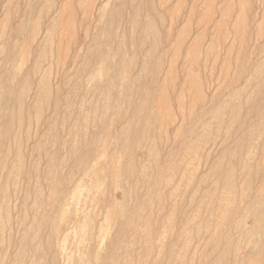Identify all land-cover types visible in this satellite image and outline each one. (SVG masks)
I'll return each mask as SVG.
<instances>
[{"label": "rangeland", "instance_id": "obj_1", "mask_svg": "<svg viewBox=\"0 0 264 264\" xmlns=\"http://www.w3.org/2000/svg\"><path fill=\"white\" fill-rule=\"evenodd\" d=\"M65 1L54 0V4L50 5L52 9L49 15ZM67 1L71 7H68L63 19L66 20L70 16L71 22L69 21L67 27L59 26L53 32L52 42L46 48L42 66L33 77L30 91L25 98L22 122L15 124L12 129L11 136L15 133L22 143L24 167L23 174L18 175L19 177L13 174L8 176V168L13 163L17 151V142L12 138L4 143L0 142V264H52L50 257L36 260L31 253V245H38L45 254L52 252L56 264H66V261L67 264H86L88 254L90 259L93 256L95 260L94 262L92 259L90 264H205L209 247H205L203 251H194L195 245L190 244L188 255H194L192 262H169L163 253L159 254L161 249L158 244L160 242L166 248L175 238L179 217L184 214L191 220L189 230H194L199 223L202 225L201 235L213 234L219 228L217 218L221 202L216 197L222 188L217 173H213L210 168L217 162H221L224 168L235 167V156L231 152L235 151V141L246 131L251 133L252 143L242 149L236 147L234 183L237 191L245 188L244 176L250 174V197L260 193L259 187L264 180V123L258 121V105L250 97L260 83L259 80L264 82V0H149L153 9H150V13L143 10L140 16H153L157 13L163 16V23L157 24V32L159 48H163L165 52L162 70L149 91L153 97L148 110L158 116L148 124V139L138 142V131L145 127L141 120L145 118L144 112L141 113L139 122L133 117L135 106L104 100L99 91L94 96L86 95L92 83L85 77L82 90L70 98L73 108L69 112L63 108L66 120L55 124L58 137L64 143L58 148L57 145L47 142L44 136L45 120L49 113L47 108L43 107L39 114L27 111L41 74L46 71L49 75L52 94L48 106L52 107L56 86L66 78L70 87L73 81L80 77V74L75 75V72L82 66L86 73L93 72L92 77L98 84L108 80L109 76L105 74L107 63L98 59L97 54L89 55L86 52L87 46H94L97 53L103 52L109 59L116 58L117 47H121L126 58L135 59L133 70L128 75H135L143 58L133 42L137 38V29L131 23L132 9L127 6L118 22L111 29H107L105 16L100 14L99 8L107 4L106 12H109L115 0ZM30 2L31 0H0V25L3 23L0 26V70L14 54L10 67L20 66V74H25L37 57L36 49L48 22L46 11L40 14L39 19L37 14L27 15ZM44 2L46 1L43 0ZM78 3H82L83 7L78 6ZM18 20L23 22L24 34H28L30 28L38 22L34 42L12 36L11 31L15 29ZM109 31L113 33L111 44ZM198 34H201V38L195 40ZM96 36H99L98 40L95 39ZM147 47L148 45L144 46V49ZM190 48H194L191 53ZM73 59L75 61L72 64ZM86 62L90 65L85 67ZM186 75L196 76L199 83L198 92L192 89L191 81L185 79ZM68 87L64 88V91ZM159 89L165 94L164 101L157 94ZM235 90L236 98L233 97ZM197 93L201 97L199 100L195 99ZM134 97L135 100H140L139 96ZM263 99L264 96L259 98ZM226 103L238 105L237 121L233 123L231 118L234 112L231 106H224ZM217 110H221L219 116L214 114ZM69 113L71 117H68ZM83 118L88 119L83 121ZM122 118L123 121L119 123ZM131 121L135 126L128 134L127 144H137L138 147L132 153L122 152L116 133ZM1 122L2 120L0 126ZM201 129L204 134L196 158L188 156L183 159L181 151L184 145L195 141L196 133L201 134ZM92 138H96L94 154L91 162L82 170L74 160L87 150L85 147L92 142ZM152 141L156 145V157L146 153L147 146ZM71 144L75 147L73 154L68 151V145ZM172 152L173 156L169 157ZM50 157L53 158L54 165H49ZM155 158L158 159V164L154 162ZM242 158L246 161L245 168L239 166ZM169 162L177 165V172L168 168ZM129 164L133 168L131 175H121L118 178L112 176L113 170L127 167ZM61 179L63 181L59 183ZM169 187L177 188L176 194L171 202L162 204L161 201L166 198ZM214 189L216 197H208V191ZM156 190H159V196L155 193ZM124 192L128 193L127 202L122 198ZM60 193H63L64 198L56 213V218L61 221L60 232L49 249L44 247L48 230L42 226L37 229L35 221L46 220L52 216L51 213L55 209L50 210V204ZM146 195L151 201L147 208L142 209L141 204ZM4 196L7 197L6 204H3ZM174 202L182 204L172 218L173 221L168 224L169 207ZM109 203H112L111 207H108ZM248 203L247 200L242 203L237 201L236 207L239 205L243 208ZM131 210L134 212H130ZM260 211H264V207L260 208ZM245 216L242 225L246 230H251L252 216ZM146 218L152 235L153 252L151 260L139 262L136 253L143 248L141 237L146 229L143 224ZM235 218L238 220L239 216L232 215V219ZM207 224L210 229L206 228ZM85 225L86 228H83ZM116 226L120 228L117 229ZM113 229H116L113 236H118L121 245L116 249L113 261L100 262V257L109 248L113 237L110 233ZM240 236L238 230H232V237L236 242ZM132 240L135 241L134 244L131 243ZM183 240L184 238L180 242ZM99 243L101 248H98ZM256 244L258 251L255 254L263 256L264 227H259L248 239L240 241L236 262L231 254L226 264H264L261 257L244 261L249 255V250ZM127 248L132 252L127 251ZM155 259L156 262H152Z\"/></svg>", "mask_w": 264, "mask_h": 264}, {"label": "bare ground", "instance_id": "obj_2", "mask_svg": "<svg viewBox=\"0 0 264 264\" xmlns=\"http://www.w3.org/2000/svg\"><path fill=\"white\" fill-rule=\"evenodd\" d=\"M45 1L46 2L43 3V0H31V2L29 4V11L27 12L28 16L33 15V14H34V16H36V14H37V16H38L37 18L39 19L40 14L42 12L46 11V18H47L46 22H48L46 27H45V30H43L44 33L42 32L43 33L42 40H41L40 44L37 46V49H36L37 57L33 63V66L25 74H20V69H19L20 66L19 67H13V66L10 67L12 58L14 57V54H12V58L10 56L8 58V61H7L8 63L7 64L5 63L6 64V65L4 64L5 67H3L0 70V113H1L0 116H1V120H2L1 126H0V142L4 143V141L9 140L11 138L14 139L15 142H17V144H16L17 145V151L15 153L13 163L8 168V176H11L13 174V176L19 177L18 175L23 174L24 162H23V156H22V151H21L22 143H21V141L19 142L15 133L13 134V136H11V135H12L13 126L15 124L19 125L22 122V117H23L24 111H25L23 109L24 101H25V98L27 97V94L30 91L31 81L34 79L33 77L36 75V73L38 72V70L42 66V62L46 56V48L52 42L51 39H52L53 32L59 26L67 27L69 25V23L71 22L70 16L66 20L63 19V15L68 12L67 11L68 7H71V4H69L67 0L65 1V3H62V5L57 10L53 11V13H51V15H49L50 10L52 9L50 7V5L54 4V3H52L54 0H45ZM2 4H3V2H2ZM9 4H10V2H9ZM58 4H60V3H58ZM81 5H82V3H78V6H81ZM106 5L101 6L99 8V12L101 15L105 16L107 29H109V28L111 29L118 22L121 15L123 14V11L127 8V6H128V8L132 9V16L130 19H131V23H132L133 27H135L137 29V38L134 39L133 42L136 45L137 49H139L140 52L142 53L143 58L141 60V63L138 64L137 72L135 73V75L134 76L128 75L133 70V67L135 65V59L134 58H126L123 54V50L121 49V47H117V53H118L117 57L109 59L108 57H106V55L103 52L97 53L94 46H91V45L87 46L86 52L89 55L97 54L98 59L105 61L107 63V67L105 69V74L107 76H109L108 80H106L102 84H98L96 82V79L94 77H92L93 72L92 73L91 72L86 73V70L82 69L83 66L80 69L76 68L77 70L75 72L76 73L75 75L80 74V77H78L76 80H74L70 87H68V79H66V78L62 79L60 84H58L56 86V89L54 90V93H53L54 94V103H53L52 107L48 106V102H49L50 96L52 94L50 86H49V75L46 73V71H44L41 74V76L39 77V79L38 80L36 79L37 80L36 85H35L36 91L31 98V100H32L31 104L27 106V111L28 112L34 111V112H36V114H39L43 107L47 108V111L49 113L47 114L46 120H45V126H44L45 134H44V136L47 139V142H50V144H53V145H57L58 148L63 146L64 143L58 137L57 130H55V124L58 123L59 121L64 122L66 120V118H64V114L66 115V113H64V109H65V111L69 112V110H71L73 108V103L70 100V98L72 96L76 95V93L79 90H82V85H84V82H82V81L84 80L85 77H87L86 78L87 81L92 83V86L87 90L86 95L92 94L94 96L96 94V92L99 91L100 95L103 97L104 100H107V99L111 100L115 104H117L118 102H124V103H127L129 106H133V107L135 106V114L133 117H134V119H137L139 122H140V118H141V113L142 112L145 113V118L141 119L142 124H144L145 127L142 128L140 131H138V133L140 134L138 142H143V141H146L148 139V137H149V135H148L149 134V125L148 124L151 120H155V118H157V116H158L157 113L154 116L148 110V108H149L148 106L150 104L149 103L150 100L153 97L152 94L149 93V91L152 90V88H153L152 85L155 83V81H157L158 74L161 72L162 67H163V54L165 51L163 50V48H161V50L159 48V42L160 41H158L159 35L157 32V24L163 23V16H161L158 13L153 15V16L148 15V14L144 15L145 17L140 16V14H141V12H143V10H146L147 13H150L149 12L150 9H153L152 4L149 2V0H129L127 2L115 0V3L113 4V6L109 12H106L107 11ZM81 7H83V6H81ZM230 8H231V6H230ZM22 27H23V22L18 20L15 29L11 31L13 33L12 36L13 37H21V39L27 38L28 41L34 42V39H35V36L37 33V29H38V22L35 23L30 28V30H29L30 32L28 34L22 33ZM4 28H6V27H4ZM38 34H39V31H38ZM200 38H201V34H198L195 37V40H199ZM95 39L98 40L99 36H96ZM109 39H110L109 43L111 44L112 40H113V33L110 31H109ZM146 45H148V47L144 49V46H146ZM80 49H81V47H80ZM189 50H190L189 53H191L194 50V48H192V49L190 48ZM11 51L13 52L14 48H12ZM50 55H51V53H50ZM74 61L75 60L73 59L72 64L74 63ZM84 64H85L84 66L86 67L89 63L86 62ZM20 68H22V67H20ZM169 70H170V67L167 70V72ZM258 73L259 72L257 71V74ZM3 75H5V76H3ZM256 75H254V76H256ZM195 77L190 76V75H186L185 79H189L191 81V84H192V89L194 91L198 92L199 91V83ZM246 77H247V75H246ZM248 77H249V75H248ZM259 82L260 83L257 84L256 90L252 93V96L250 98H251V100L257 102V105H258L257 110L258 111L256 113V117L258 118V121L262 124V123H264V99L259 100V98L264 96V82H263V80H259ZM235 84H236V79H235ZM66 87H68V88L65 89V91H64V88H66ZM231 90H232V88H231ZM59 93L61 94V96L63 95V97L59 96ZM157 94H159V97L161 96L160 99H162L164 101L165 94L163 93V91L160 90L157 92ZM135 95L139 96L140 100H135L134 99ZM233 97L236 98V90L233 92ZM200 98H201L200 95L197 93L195 99L199 100ZM85 105H89V104H85ZM163 105H165V104H163ZM224 106H226V107L231 106L232 112H234V115L231 118L232 123H233V121L234 122L237 121L236 110L238 109V105H236V103H226V105H224ZM209 109L211 110V108H209ZM214 114L215 115L217 114L219 116L221 114V110H219V111L217 110ZM68 117H71L70 113L68 114ZM87 119L88 118H83V121H85ZM75 121H76V119H75ZM75 121H73V122H75ZM99 121H100V118H99ZM122 121H123V118L119 121V123ZM24 125H25V123H24ZM134 126L135 125L133 124V121L127 122L125 125H123L121 130L118 133H116L117 137L119 138L120 149L122 152H131L132 153L134 151V149H136L138 147L137 144H136V146L135 145L129 146L127 144L128 134H130L133 131ZM101 130L104 131L105 129H101ZM96 132H97V130H96ZM203 134H204V130L201 129V134L196 133V140L195 141H190L189 144L184 145L183 151H181L183 159L188 157V156L193 157V158L196 156L197 151L200 149L199 146H200ZM94 135H95V133H94ZM95 143H96V138H92V142L87 145L88 147H85V148H87V150L82 152L81 154H79V156L74 160V163H76L77 166H80V168H82V170L85 169L86 168L85 166H87V164H89L91 162L92 156L94 154L93 147L95 146ZM250 143H252V139H251V133L248 131L243 132V134L239 137V139L237 141H235V151L231 152L232 155L235 156V167H229V168L225 167L224 168L222 166L221 162L220 163L217 162L213 166L210 165L212 168L209 167L213 173H215V174L217 173L216 176H218L219 182H220V185L222 188L221 193H218L217 197H216V189L210 190L207 193L208 197L211 198V197L215 196L217 199H220V202H221V206H219L220 214L217 218V227H219L216 230L217 232L215 231L216 233L214 232L213 234L210 233L208 235L207 234L201 235L200 230L202 228V225L200 223L194 230H189V224L191 221L190 218L185 217L186 214H184V216L181 215L179 217V225H178V230H177L175 238L168 244V246H166V248L164 247V245H161L160 242L158 244V248L161 249V251H159V254L163 253V255L168 258L169 262H192L194 255L193 254L188 255V250H189V247L191 246L190 244L195 245L194 251H196V250L203 251L205 249V247H209V251L206 254L207 259L205 261L206 262L205 264H226V262L228 261V257H230L231 254H233V261L236 262V253L240 249L239 248L240 241L248 239L250 237V235L253 233V231L258 229L259 227L260 228L264 227V211H260V208L264 207V180L261 182L260 187H259L260 193L257 195H254L253 197H250V193L248 190V188L250 186V183H249V180L251 177L250 174H247L246 176H244L243 184L245 185V188L240 189V190L238 189V191H237L236 184L234 183V180L236 178V150H237L236 147L242 149L243 147H245L247 144H250ZM170 145H172V144H170ZM155 146L156 145H155L154 141H152L150 144H148L147 152H146L148 154V156L154 155V157H156L157 153H156V147ZM216 148H217V146H216ZM68 151L72 154L75 152L74 144L68 145ZM60 154H61V152H60ZM173 154H174V152L170 153L169 157H172ZM206 158H207V156H206ZM203 161H205V160H203ZM154 162L158 164V159L155 158ZM162 162H163V160H162ZM48 163H49V165H54V160L52 157H50L48 159ZM245 163H246V161H244L242 158L239 166H242L243 168H245L246 167ZM90 166H91V164H90ZM168 168L172 172H177V170H178L177 165H173L170 162L168 164ZM206 168H208V167H206ZM160 170L162 171L163 169L161 168ZM160 170H159V172H161ZM50 172H51V170L49 169V174H50ZM250 172H251V170H250ZM132 173H133V168H132L131 164H129L127 167L126 166L125 167H118L115 170H113L112 176L118 178L121 175L129 176ZM126 176L124 178H126ZM168 177H170V176H168ZM155 179L157 180V178H155ZM61 181H63V179L59 180V183ZM155 181H152V183ZM150 188H152V187H150ZM169 189L170 190H169L166 198L161 201L162 204H164L165 202H171L172 198L176 194L177 188H175V187L170 188L169 187ZM22 190H23V188H22ZM150 190H148V193ZM151 191H153V190H151ZM155 193L158 194V196H159V190H156ZM196 193H198V192H196ZM127 197H128L127 192L122 193L123 200H126ZM63 199H64L63 193L62 194L60 193L59 195H57V197L50 204V208H51L50 210L55 209L54 212L51 213L52 216L50 215L48 218H46V220L35 221V227L37 229L42 226L43 228H46L48 230V236L45 240L44 247L49 248V249L53 245L55 238L58 237L59 232H60V222L61 221L56 218V213H57V210L59 209V207L61 206V203L64 202ZM2 200H3V204L7 203L6 202L7 201L6 196H4V198ZM245 200H247V202L249 201V203L246 204L243 208H241L239 205H238V207H236L237 201H239V203L240 202L242 203ZM150 201L151 200L149 199V196L146 195L144 197V200L142 201V204H141L142 209H143V207L147 208ZM126 202H127V200H126ZM181 204L182 203L174 202L170 205V207H169L170 213H169V217L167 219L168 224H170V222L173 221L172 218L179 211V207L181 206ZM103 205L106 208V203H104ZM111 206H112V203H109L108 207H111ZM134 210H135V208H134ZM8 211H9V209H8ZM130 212H134V211L131 210ZM262 212H263V214H262ZM248 214H251V216H252L251 218H252L253 226H252L251 230H246L242 225L244 223L243 218H245L246 217L245 215H248ZM15 215H17V214H15ZM232 215H234L235 217H236V215L239 216L238 220H236V218H235V220L232 219ZM88 218H90V217H88ZM124 220H126V218ZM20 221H22V220H20ZM143 221H144L143 224L146 227L144 234L141 237V239L143 241V248L141 249V251L137 252L136 255L138 256L139 262H148V259H150V257H152L151 253L153 252V243L151 240L152 235H151V232L149 231L148 218L144 219ZM69 223L71 225L72 221ZM73 223L75 224L76 222H73ZM119 225L121 226V224H119ZM81 226H83V225H81ZM205 226H206V228L210 229L208 224ZM205 226H204V228H205ZM77 228H79V227H77ZM83 228H86V225ZM116 228H117V226H116ZM119 228L120 227H118L117 229H119ZM81 229H82V227H81ZM65 230H67V228ZM232 230H238L241 233V236H240V239L238 242H236V240L233 239ZM82 231H84V229H82ZM115 231H116V229L113 232H111L112 235L110 233V236H113V233ZM74 234H76V233L74 232ZM43 235H44V233H43ZM83 235H85V233ZM35 236H36V234L34 233V237ZM85 237H86V235H85ZM183 238H184V240L182 242H180V240ZM102 241H103V239H102ZM131 243L134 244L135 241L132 240ZM101 244H102V242H101ZM101 244L99 243L98 248H101L100 247ZM257 244H258V241H257ZM257 244L252 246V248L249 250L248 257L246 259H244V261L258 259L260 257L264 260V255L260 256V255L255 254L256 251H258L257 250V247H258ZM120 245H121V241L119 240L118 236H116V235L113 236L112 240L110 241L108 250L106 251V253L104 252V254L100 257V259H99L100 262L113 261V259L116 256L115 251H116V249H119ZM31 246H32V252L31 253L36 260H41L44 257H47V259H49V257H50L51 258L50 262L52 264H56V262H54V259H55L54 256L51 255L52 252H50V254H48L46 252L47 254H45L43 252V249L40 248L38 245H31ZM80 246H81V244H80ZM77 249H78V247H77ZM128 250L130 252H132L130 248H127V251ZM9 252H10V250H9ZM62 252L64 253V250H62ZM82 252H84V251H82ZM90 253L92 254V252H90ZM77 254H78V252H77ZM69 256H71V255H69ZM65 258H67V257H65ZM68 259H69V257H68ZM92 259L95 262L93 256H92ZM92 259H90L89 254H88V259L86 261V264H90V262H93ZM62 260H63V258H62ZM58 261H60V260H58ZM67 262L68 261H66V264H67ZM152 262H156V259L153 260ZM47 263H49L48 260H47ZM101 264H103V263H101Z\"/></svg>", "mask_w": 264, "mask_h": 264}]
</instances>
